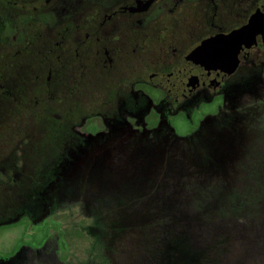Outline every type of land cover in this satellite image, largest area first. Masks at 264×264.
<instances>
[{
  "label": "rangeland",
  "instance_id": "rangeland-1",
  "mask_svg": "<svg viewBox=\"0 0 264 264\" xmlns=\"http://www.w3.org/2000/svg\"><path fill=\"white\" fill-rule=\"evenodd\" d=\"M6 57L1 46L0 81L25 102L40 91V57L19 75ZM4 94L2 264H264V68L174 115L151 89L154 110L111 128L86 119L73 150L53 133L67 108L58 94L33 95L9 130L19 108Z\"/></svg>",
  "mask_w": 264,
  "mask_h": 264
},
{
  "label": "flooded vegetation",
  "instance_id": "flooded-vegetation-1",
  "mask_svg": "<svg viewBox=\"0 0 264 264\" xmlns=\"http://www.w3.org/2000/svg\"><path fill=\"white\" fill-rule=\"evenodd\" d=\"M189 19L197 24L189 28ZM250 30L254 39L239 54L235 73L185 96L181 87L191 71L210 61L209 54L228 38ZM0 39L5 67L17 75L31 57L41 58L31 75L40 91L25 102L58 94L57 102L67 108L59 111L63 120L53 133L62 150H73L83 142L75 129L86 119L101 118L111 128L126 116L154 110L151 89L174 115L190 101L226 94L250 71L258 76L264 68V0H0ZM38 42L43 47L37 49ZM16 78L11 80L18 84ZM1 86L7 91L1 100L19 108L9 130L24 117L25 102L13 85L0 81ZM82 88L89 92L86 98L77 97Z\"/></svg>",
  "mask_w": 264,
  "mask_h": 264
},
{
  "label": "water",
  "instance_id": "water-1",
  "mask_svg": "<svg viewBox=\"0 0 264 264\" xmlns=\"http://www.w3.org/2000/svg\"><path fill=\"white\" fill-rule=\"evenodd\" d=\"M254 39L253 31L237 33L235 37L228 38L218 48L209 54L210 61L199 69H193L184 81L186 85L181 89L186 96L193 89L204 83L215 86L235 73L238 67V56L247 50Z\"/></svg>",
  "mask_w": 264,
  "mask_h": 264
},
{
  "label": "trees",
  "instance_id": "trees-1",
  "mask_svg": "<svg viewBox=\"0 0 264 264\" xmlns=\"http://www.w3.org/2000/svg\"><path fill=\"white\" fill-rule=\"evenodd\" d=\"M24 197H25V195L22 197V199H20V200H24ZM25 200H27V199H25ZM1 216H2V214H1ZM2 260L0 261V264H2Z\"/></svg>",
  "mask_w": 264,
  "mask_h": 264
}]
</instances>
